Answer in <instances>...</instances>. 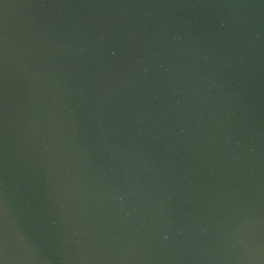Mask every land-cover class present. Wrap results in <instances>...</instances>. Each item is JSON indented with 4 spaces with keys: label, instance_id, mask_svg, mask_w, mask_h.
<instances>
[{
    "label": "water",
    "instance_id": "obj_1",
    "mask_svg": "<svg viewBox=\"0 0 264 264\" xmlns=\"http://www.w3.org/2000/svg\"><path fill=\"white\" fill-rule=\"evenodd\" d=\"M0 264H264V0H0Z\"/></svg>",
    "mask_w": 264,
    "mask_h": 264
}]
</instances>
